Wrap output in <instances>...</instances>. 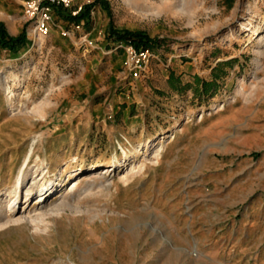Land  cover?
<instances>
[{
	"label": "rangeland",
	"instance_id": "obj_1",
	"mask_svg": "<svg viewBox=\"0 0 264 264\" xmlns=\"http://www.w3.org/2000/svg\"><path fill=\"white\" fill-rule=\"evenodd\" d=\"M34 1L0 0L8 34L26 30L29 41L16 53L0 49V264H264V177L232 189L219 207L214 196L206 210L191 214L178 195L182 184L174 182L184 170L169 172L160 163L173 138L168 122L219 111L237 126L226 145L241 133L254 138L230 149L225 168L237 171L252 152L264 157V0H103L106 8L97 5L86 26L51 9L48 33L32 35ZM95 1L62 7L74 16ZM109 28L159 41L136 77L127 45L106 40ZM170 79L176 84L166 87ZM204 84L211 85L207 92ZM127 107L130 115L142 112L149 128L160 120L164 133L143 141L113 137L109 128L129 132L120 114ZM102 168L109 172L99 175ZM21 169L23 190L32 181L37 187L19 194L12 215L20 220L6 222ZM72 180L78 184L64 197L72 206L46 213L42 222L27 219L59 203ZM229 184L209 175L206 190L221 194ZM41 194L45 200L38 203ZM228 204L235 209L220 212ZM245 204L256 211L247 215L248 239L211 245L230 237L224 228L237 225Z\"/></svg>",
	"mask_w": 264,
	"mask_h": 264
},
{
	"label": "crops",
	"instance_id": "obj_2",
	"mask_svg": "<svg viewBox=\"0 0 264 264\" xmlns=\"http://www.w3.org/2000/svg\"><path fill=\"white\" fill-rule=\"evenodd\" d=\"M166 87L169 84V80L165 81ZM160 87H155L156 90L160 92ZM158 92V95L164 96ZM166 94L167 92L164 91ZM158 96V97H159ZM139 104V102L137 101ZM144 105V102L138 106L141 108ZM137 108V110H138ZM130 108H124L121 111V117L124 118L123 124L128 128L129 132L123 133L121 130H114V128H109L113 137H116V133L120 134L121 137L126 139L129 137L132 139V136H140L142 141L145 137L148 139H153L157 137L160 133H164V131L170 130L173 138L167 141L163 147V153L161 155L160 163L166 167L169 172L184 170L183 173H179V175L174 177L175 183H181L182 188L179 191V196L185 199L187 202V207H189L188 212L191 214L193 212H197L195 209H205L207 206V201L209 198L215 197V207H219L217 203L220 198L222 199H230L232 189L236 188L237 190L243 189L245 185H248V182L253 179L256 175H259L261 178L264 177V157H259L257 152L250 153V158H246V163L243 166L240 165V168L237 171H233L231 169L225 168L224 162L222 161L223 157L227 158L230 149L236 145H248L249 142L253 141L254 138L250 139L247 135L248 133H241L237 136V141L234 142V145H226L229 144L230 140L233 138L232 132L237 128L236 124L230 120L222 119L221 111L215 112L211 115H203L198 120H185L184 122H180V119L172 124L168 122L170 126L169 129H161L159 122L160 120L154 119V124L152 128L146 124L147 120L145 115H141V113H136L130 115ZM118 111H116L117 113ZM142 117V119H141ZM194 117V116H192ZM164 123V122H162ZM177 123L180 125L175 128ZM255 134L261 135L258 131ZM132 135V136H131ZM230 139V140H229ZM127 140V139H126ZM192 145H198V147H192ZM194 150L197 153L194 154ZM168 151H172L170 158L165 160L164 155L168 153ZM162 152V151H161ZM186 156L182 159L183 164L180 163V156L182 154ZM231 165V163H230ZM208 166H210L213 172L208 170ZM212 175L219 179L221 182L231 183L229 185H223L221 188V194H210L206 190V179L207 176ZM239 176L238 181H235V177ZM234 179V180H233ZM254 189H251L249 192H246L243 196L241 193V197L247 198L253 193ZM263 195V194H259ZM262 205V204H261ZM263 206V205H262ZM235 207H232L231 204L221 206V211L223 214H229L233 211ZM238 210H242L244 215L239 218L237 225L230 227H225L227 229V233L230 234L229 238H215L216 241L211 242V245L218 246L224 245L226 243H231L232 240L245 242L248 239V233L252 229L250 225V217L247 215L256 212H252V208L250 205L245 204L243 208L239 206ZM262 212V207H260V211ZM201 214V212H199ZM191 220V216H190ZM264 221V220H263ZM229 231V232H228ZM222 233V229L216 231V235ZM212 240V241H214Z\"/></svg>",
	"mask_w": 264,
	"mask_h": 264
},
{
	"label": "trees",
	"instance_id": "obj_3",
	"mask_svg": "<svg viewBox=\"0 0 264 264\" xmlns=\"http://www.w3.org/2000/svg\"><path fill=\"white\" fill-rule=\"evenodd\" d=\"M100 4H104L105 8L107 6L106 1L99 0L95 1L92 4L85 5L81 7V9L76 13V15L72 16L71 13H67V11L62 7L58 5H51V8L54 9L59 16L64 18V20L74 23L76 25H80L83 23L84 26L88 25L89 23V17L91 11ZM106 40L108 42L112 41L113 43H119V44H125L127 46H131L135 51H143V50H153L154 48H157L159 46V41L155 39H151L148 35L145 33H142L140 31H116L112 30L111 28L108 29L106 34ZM29 44L26 30H22V32L12 37L8 34L4 24L0 22V49L8 50L10 52L16 53L20 49L24 48ZM233 61H228L227 65H231ZM175 80L170 79L169 84L170 86H174L176 83ZM205 85V92L208 91L210 88V84H204Z\"/></svg>",
	"mask_w": 264,
	"mask_h": 264
},
{
	"label": "bare ground",
	"instance_id": "obj_4",
	"mask_svg": "<svg viewBox=\"0 0 264 264\" xmlns=\"http://www.w3.org/2000/svg\"><path fill=\"white\" fill-rule=\"evenodd\" d=\"M36 33V32H35ZM34 32H32V35H34L35 34ZM8 101H9V105L11 106V104H12V99H11V97H9L8 98ZM163 143V140H161V142H160V146H158L157 148H156V150H154L153 151V153H154V155L155 154H157V153H159L160 152V150H161V148H162V144ZM156 145H159L158 143L156 144ZM26 161L27 160H25V162H24V165H23V167L26 165ZM135 166L134 165H131L129 168H128V170H126L125 172V175H127L128 173H131L135 168H134ZM23 169V168H22ZM22 169H21V171H20V173H19V175H18V177H17V179H16V182H15V184H14V186H13V188H12V191H11V195H12V200H10V202L8 203V205H7V211H8V214H7V216L5 217V221L7 222V221H13V222H17V221H19L20 219L18 218H16V219H13V216L14 215H12L13 213H15V211H16V207H17V205H18V200H19V194L20 193H22L23 191H24V194H25V196H27V195H29L31 192H32V189L34 188V187H37V184H36V181H32L26 188H24V190H23V188H22V185H23V171H22ZM109 172V168H102V170L100 171V172H98V174L99 175H104V174H106V173H108ZM95 174H91L90 176H94ZM122 177H124V176H122ZM78 184V182H77V180H72L71 182H69L68 183V188H65L64 189V196H60V198H59V203H54V204H52V205H50L49 206V208L46 210V212H44L43 210H40L39 211V213H38V215L36 214L34 217L32 216H30V217H28L27 219H29L31 222H36V221H41V219H42V217L46 214V213H48V214H53V213H58L59 212V210H61L63 207H67V206H72V205H68V204H66V202H67V200L64 198L65 197V195L66 194H68L69 192H71L72 190H73V188H75L76 187V185ZM66 186V187H67ZM93 187V186H92ZM67 189V190H66ZM46 193V192H45ZM44 193V194H45ZM37 200H38V203H41L43 200L42 199H44L43 198V194H41L40 196H38L37 198H36ZM45 200V199H44ZM47 208V207H46ZM23 219V218H22ZM25 220V219H24ZM42 222V221H41ZM34 226H35V224H34ZM36 228V227H35Z\"/></svg>",
	"mask_w": 264,
	"mask_h": 264
},
{
	"label": "built area",
	"instance_id": "obj_5",
	"mask_svg": "<svg viewBox=\"0 0 264 264\" xmlns=\"http://www.w3.org/2000/svg\"><path fill=\"white\" fill-rule=\"evenodd\" d=\"M70 0H35L30 5L31 12H37V19L31 32L36 35H46L52 18L51 5L58 4L67 8ZM77 12L73 13L76 14ZM127 52L132 60L134 76L136 73L144 71L151 55L149 50L135 51L131 46H127Z\"/></svg>",
	"mask_w": 264,
	"mask_h": 264
}]
</instances>
